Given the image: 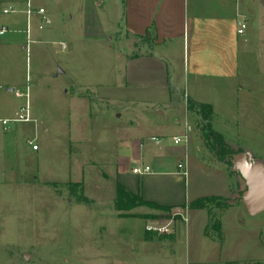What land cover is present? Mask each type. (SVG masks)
I'll return each mask as SVG.
<instances>
[{"label":"rangeland","instance_id":"rangeland-1","mask_svg":"<svg viewBox=\"0 0 264 264\" xmlns=\"http://www.w3.org/2000/svg\"><path fill=\"white\" fill-rule=\"evenodd\" d=\"M35 1L47 9L45 16L50 24L34 18L33 35H27L25 15L18 12L0 15V24L9 29L8 34L0 37V264H152L148 253L138 245L139 250L132 255L130 247L119 244L118 263L116 257L110 256L112 240L119 239L118 235L122 233L127 240L131 230L140 235L145 224L117 218L113 180L106 183L102 172L91 163H100L107 156L109 161L111 151L108 152L106 144H101L100 140L103 136L111 137L127 121H133L143 130L151 122L163 126L167 135L165 144L178 148L186 147L183 138L186 132L190 135L193 131L196 135L197 131L191 120H186L178 111L163 116L157 114L155 105L150 102V94L156 93L153 90L135 89L133 93L139 98H133L141 99L127 109V104L121 101L131 99L130 90L125 88L126 85L115 90V84L110 81L111 66L119 67L120 83L125 76L124 62L119 58L122 54L118 53L120 46L110 42L109 38L103 39L94 23H88L91 28L86 26L85 31L83 22L73 13H67L70 0ZM25 6L23 0H0V13L5 8L19 11ZM69 15L74 18L71 20ZM3 41L5 44L1 43ZM252 43L253 46L257 44L254 38ZM65 44L67 50L63 48ZM257 47H253L250 56L252 71L255 63L264 64V50ZM249 80L252 84L255 82V78ZM82 82L90 83L91 87L82 92ZM95 85H100L98 90ZM10 89L14 91L9 92ZM27 90L31 122L10 123L4 127L1 121L15 119L26 107L27 99L17 98L16 93L25 95ZM77 90L83 94L93 93L89 96L94 107L80 122L79 118L70 115L65 103L70 98L68 94ZM99 95L117 96L122 104L114 100L111 103L114 110L100 117L98 106L103 103L99 102ZM182 97L177 95V99ZM230 103V108L226 102L217 103L214 130L222 134L232 148H250L249 152L255 158L252 161L264 168V137L255 134L244 141L238 126V107L233 99ZM146 113H151V120ZM175 121L183 125L175 126ZM257 121L261 128L264 120ZM40 123L45 127L49 125L45 132L40 130ZM79 123L84 129V140L71 143L64 125ZM195 125L200 128L203 140L195 137L190 148L188 176L183 177L181 183L171 181L167 185L177 190L176 202L182 209H190L196 196L206 197L215 190L229 198L210 202V209H240L225 217L221 250L217 254L214 250L207 252L211 257L209 264H264V212L253 216L247 210L250 209L248 204L240 198L246 185L238 174L237 163L231 166L223 163L232 178L220 180L212 176L213 158L219 159L203 137L200 121ZM155 130L147 128L152 133H156ZM175 134L183 138L181 143L175 144ZM73 136L83 137L73 133L71 140ZM260 159H263L262 163ZM105 171L111 175L112 167L106 164ZM79 180L87 182L86 193L71 184ZM236 183L241 185L240 193ZM84 197L90 203L83 202ZM135 209L148 210L151 213L143 217L160 219L165 224L175 218L173 211L162 212L161 216L160 211L148 206ZM102 249L107 251V256H101ZM180 253L179 247V256ZM160 264L163 263L160 261ZM179 264L189 263L183 258Z\"/></svg>","mask_w":264,"mask_h":264},{"label":"crops","instance_id":"crops-1","mask_svg":"<svg viewBox=\"0 0 264 264\" xmlns=\"http://www.w3.org/2000/svg\"><path fill=\"white\" fill-rule=\"evenodd\" d=\"M23 1L26 2L25 8L19 11L5 8L0 15H4L5 10L13 11L10 14L18 12L25 15L27 35L29 33L33 35L34 18H40L50 24V20L45 16L48 13L47 9L42 4L35 0ZM28 2L31 6V16L26 13L29 9ZM70 2L67 13H73L78 21H82L85 31L86 26L91 28L88 27V23H94L103 39L109 38L110 42L120 46L121 50L118 53L122 54L119 58L124 62L125 76L120 83L119 67L111 66L110 81L115 84V90L125 85V88L130 90L128 95L130 94L131 99L121 101L127 104V109L132 108L131 106L141 99L133 98L137 97L133 93L135 89L156 91L155 94H150V102L155 105V112L161 116L169 112L182 113L186 120H191L198 134L193 135L194 132L191 131L192 135H189L186 132L183 137L186 147L178 148L165 144L167 135L163 126L151 122L143 130L133 121H127L125 126L117 128L111 137L103 136L100 140L101 144H106L108 152L111 151L110 159L107 161V156L100 163L91 165L97 166L106 183L113 180L116 197L117 186L120 184L131 193L139 194L146 202L172 207V214L175 217L166 221L167 223L172 221L169 235H159L149 232L147 227L165 223L160 219L151 220L143 217L151 213L148 210L134 209L133 212H129L134 217H120V213L116 211L118 219L142 221L145 226L140 235L136 234V230H131L127 240L123 233L119 234V239L111 241L110 256L112 259L116 257L118 263L120 244L126 248L130 247L132 255L137 253L140 246L148 253L152 264H160V261L163 264H179L183 258H186L189 264H209L211 257L207 252L214 250L217 254L221 250L225 217L230 212L240 209H182L181 204L176 202L177 190L167 183L171 181L175 184L181 183L183 177L187 178L188 165L191 164L190 148L195 143V137L203 140L200 128L195 125L196 121L197 124L199 122V116L188 111V100L213 107V127L214 118L218 115L217 103L226 102L230 108L233 99L238 107L240 119L238 126L244 141L255 134L264 137V125L261 124L260 128L257 121L260 118L264 120V78H261L264 77V64L255 63L252 71L253 65L250 62L253 47L258 46L264 50V0H70ZM40 9L46 13L39 14ZM74 17L70 16V19ZM240 21H245L247 26L242 35L238 34ZM0 26L7 28L6 34L9 33L8 27L1 24ZM14 27L18 29V26ZM253 38L257 42L255 46L252 43ZM1 43L5 44L4 41ZM64 46L63 48L67 50V45ZM250 77L255 78L253 84L252 80H249ZM111 83L110 85H113ZM89 85L90 83L82 82L81 91H86L87 87H91ZM99 87L100 85L94 86L97 90ZM179 88L180 91H177ZM81 91H71L70 94L67 91L70 98L65 101L70 115L79 118V122L94 107L89 96L93 93L83 94ZM177 95L183 97L177 99ZM116 97L99 95V102L103 103L98 106L100 117L107 116L114 110L111 105L114 100L121 103ZM145 116L149 120L152 119L151 113H146ZM40 124V130L45 132L49 125L45 127L44 124ZM72 124L68 127L64 125V128L68 129L70 142L83 141L84 129L81 124ZM174 124L183 125L178 121ZM147 128L157 129L156 133L147 131ZM73 133L83 137L73 136L71 140ZM176 135L173 140L182 138ZM203 144L206 147L204 141ZM240 149L246 156L255 159L249 152L250 148L244 146ZM259 161L262 163L263 159ZM106 164L112 167L111 175L105 171ZM180 164L185 165L186 170H179ZM210 167L215 179L232 178L228 169L216 158H213ZM97 168L95 170H98ZM147 168L149 171L144 172ZM135 169H141L143 174L135 173ZM71 184L79 187L84 193L88 190L85 180ZM236 185L240 193L241 185L240 183ZM212 193L214 194L206 197L229 198L218 190ZM198 199H201V196H196L195 201ZM247 210L251 213L250 209ZM159 214L161 215L162 211ZM107 255V251L102 249L101 256Z\"/></svg>","mask_w":264,"mask_h":264},{"label":"trees","instance_id":"trees-1","mask_svg":"<svg viewBox=\"0 0 264 264\" xmlns=\"http://www.w3.org/2000/svg\"><path fill=\"white\" fill-rule=\"evenodd\" d=\"M187 109L191 113H196L199 116V121L201 125V132L205 138L209 147L212 148L215 152L217 158L220 162L226 163L228 166H231L233 163H236V158L243 157L245 152L241 149H234L226 143L225 138L222 134L215 131L212 127V119L214 116V110L211 105L195 103L191 100H188ZM239 174V172H238ZM240 176V174H239ZM243 193H240V198H242ZM219 198L215 197H206L198 199L192 202L189 205L190 209H210V202L214 200L218 201ZM85 203H90V201L84 197L82 199ZM141 206H148L158 211L165 213L172 212V207L159 206L151 202L144 201L139 194H134L128 191L122 185L117 186V197L114 203V208L119 212L120 217H131L129 212L135 208ZM134 217V216H133ZM135 217H138L135 215Z\"/></svg>","mask_w":264,"mask_h":264},{"label":"water","instance_id":"water-1","mask_svg":"<svg viewBox=\"0 0 264 264\" xmlns=\"http://www.w3.org/2000/svg\"><path fill=\"white\" fill-rule=\"evenodd\" d=\"M11 92L14 89H10ZM238 172L244 180L246 190L243 200L248 204L253 215L264 212V168L255 164L251 158L244 155L236 158Z\"/></svg>","mask_w":264,"mask_h":264},{"label":"built area","instance_id":"built-area-1","mask_svg":"<svg viewBox=\"0 0 264 264\" xmlns=\"http://www.w3.org/2000/svg\"><path fill=\"white\" fill-rule=\"evenodd\" d=\"M28 6H29V9L27 10L26 13L28 16H31L32 11H31V6L29 5V2H28ZM11 12H13V11L5 10L3 13H4V15H9ZM38 13L41 15H44L45 11L43 9H40L38 11ZM47 23H49V22L47 21ZM238 27H239L238 34L242 35L244 33V31L246 30V27H247L245 21H240L238 23ZM7 32H8L7 28L0 26V35H5ZM64 48H65V46H64ZM16 97L27 99V105L25 108H22L20 110V114H18L15 119L1 121V123L4 127L8 126L10 123H29V122H31V117H30V112H29V102H28V99H29L28 91L25 95H22L19 92H17ZM181 141H182V138H176L175 139L176 144L181 143ZM34 149H37V147L34 146ZM178 168H179V170H186V166L183 164H180L178 166ZM148 171H149V169L147 168L144 172H148ZM134 172L137 174H140V175L143 174L141 169H135ZM185 175H187L186 171H185ZM171 223H172V221L170 223H167V224H158L155 226H148L147 230L149 232H153V233H157V234H169L171 232L170 231Z\"/></svg>","mask_w":264,"mask_h":264}]
</instances>
